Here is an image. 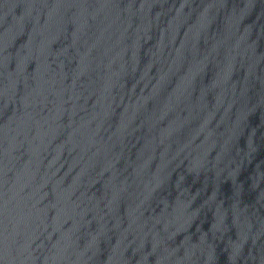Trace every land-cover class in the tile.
<instances>
[{"label": "water", "instance_id": "1", "mask_svg": "<svg viewBox=\"0 0 264 264\" xmlns=\"http://www.w3.org/2000/svg\"><path fill=\"white\" fill-rule=\"evenodd\" d=\"M0 264H264V0H0Z\"/></svg>", "mask_w": 264, "mask_h": 264}]
</instances>
